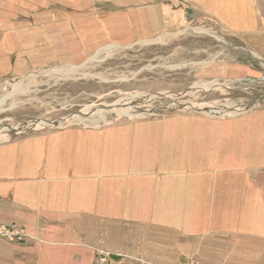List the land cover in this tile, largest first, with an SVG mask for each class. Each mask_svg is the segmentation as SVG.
<instances>
[{"label":"rangeland","instance_id":"obj_1","mask_svg":"<svg viewBox=\"0 0 264 264\" xmlns=\"http://www.w3.org/2000/svg\"><path fill=\"white\" fill-rule=\"evenodd\" d=\"M0 7L8 9L11 32L9 72L0 77V144L69 126L264 129V0H0ZM35 118L77 120L11 134ZM206 189L215 193L214 185ZM208 196L204 214L213 210ZM241 202L221 211L242 212ZM1 226L12 233H0L1 241L29 239L15 224ZM210 234H177L178 259L264 264V236ZM101 251L95 264H148L125 252L102 262Z\"/></svg>","mask_w":264,"mask_h":264},{"label":"crops","instance_id":"obj_2","mask_svg":"<svg viewBox=\"0 0 264 264\" xmlns=\"http://www.w3.org/2000/svg\"><path fill=\"white\" fill-rule=\"evenodd\" d=\"M9 24L0 7V77L9 72ZM218 130L69 126L0 144V222L29 238L0 240V264H95L98 249L148 264H199L178 259L179 234L264 236V129ZM206 195L213 210L204 214ZM242 200V212L221 211Z\"/></svg>","mask_w":264,"mask_h":264},{"label":"bare ground","instance_id":"obj_3","mask_svg":"<svg viewBox=\"0 0 264 264\" xmlns=\"http://www.w3.org/2000/svg\"><path fill=\"white\" fill-rule=\"evenodd\" d=\"M261 26V25H260ZM179 107V106H178ZM204 107V106H203ZM193 110V109H192ZM207 110V109H206ZM208 111V110H207ZM232 111V110H231ZM99 112V111H98ZM97 112V113H98ZM209 112V111H208ZM130 113V112H129ZM81 114H83V113H80V114H76L75 116H78V115H81ZM127 114V113H126ZM131 115V114H130ZM91 117V116H90ZM97 117H99V116H97ZM75 120H77V118L75 119ZM75 120H65V123H72V121L74 122ZM97 120V119H96ZM115 120V119H114ZM58 121V120H57ZM65 123H63V122H60L59 123V121H58V123L57 122H49L48 120H45V119H42V118H35L34 120H32V121H28V122H25V123H23L21 126H19L16 130H13V131H11V134H16L17 132H23V131H25L26 129H28V128H30L31 129V127H42V126H49V127H57V126H59V127H61V126H65ZM89 123V122H88ZM78 124H80V123H78ZM104 124V123H103ZM81 125V124H80ZM101 127H103V126H101ZM58 128V127H57ZM66 128V127H65ZM61 129V128H60ZM8 131H10V130H8ZM27 131V130H26ZM15 136V135H14ZM2 137H8V136H2Z\"/></svg>","mask_w":264,"mask_h":264},{"label":"built area","instance_id":"obj_4","mask_svg":"<svg viewBox=\"0 0 264 264\" xmlns=\"http://www.w3.org/2000/svg\"><path fill=\"white\" fill-rule=\"evenodd\" d=\"M0 233H3L4 235L9 236V237L12 236V233H11L10 231H4L2 226L0 227ZM108 253H109V252L101 251L100 254H103L102 257H101V261H102V262H103V261H106V260L104 259V257H105V255H107ZM192 263H195V260H192Z\"/></svg>","mask_w":264,"mask_h":264},{"label":"water","instance_id":"obj_5","mask_svg":"<svg viewBox=\"0 0 264 264\" xmlns=\"http://www.w3.org/2000/svg\"><path fill=\"white\" fill-rule=\"evenodd\" d=\"M196 15H197L196 10L190 8L189 11H188V16H189V18H190V19L195 18Z\"/></svg>","mask_w":264,"mask_h":264}]
</instances>
